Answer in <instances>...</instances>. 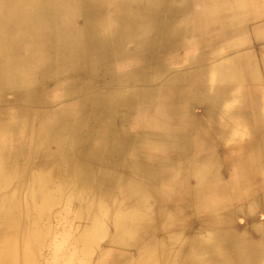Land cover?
Masks as SVG:
<instances>
[{"label": "bare ground", "instance_id": "1", "mask_svg": "<svg viewBox=\"0 0 264 264\" xmlns=\"http://www.w3.org/2000/svg\"><path fill=\"white\" fill-rule=\"evenodd\" d=\"M175 1L172 0L167 22L161 23L162 36L160 31L153 32L148 51L142 41L149 39L151 24H160V21L150 12L137 17L136 11L145 6L153 11L158 1L107 2L115 22L106 28L114 32L122 26L120 48L129 49L131 44L136 48V53H130V58L122 57V62L132 56L152 55L159 50L160 41L168 42L172 38L183 41L189 54L187 61L197 67L192 71L187 67L178 84L170 86L166 81L159 91L156 77L146 78L150 79L147 89L142 88L141 83L132 86L118 81L104 92L97 91L95 83L91 85L95 80L93 73L84 84L77 81L57 84L61 75L85 66V53L90 47L81 46L79 42L68 48L64 46L63 53H59L58 68L52 71L55 64L42 58L39 49L29 50L10 38L5 41L0 38V264H37L38 253L48 248L50 226L58 218L61 225L69 223L67 246L62 249L66 251V264H92L95 255H99L94 261L96 264H264V221L257 222L258 216L264 215V194L236 210L239 217L247 221L248 238L243 236L242 228L228 227L226 222L216 219L198 224L197 228L186 224L184 236L180 233L162 235L164 230L174 229L172 226L178 229L181 224L168 223L170 220L154 223L148 206L141 217L138 216V221L125 220L126 201L134 197L140 199L138 193L126 188L133 181L131 176L127 178L125 170L133 169L135 175L136 168H150V160L140 158L138 152L151 154L154 137L161 140L170 136L168 138L176 140L174 131H187L192 105L223 106L228 118L236 122L235 109L239 104V123L254 120L260 125L257 136L264 138V125L257 115L255 119L252 117L254 111L249 110L246 102L247 82L255 84L264 80V51L253 46L254 31L238 36L239 32L243 33L238 27L245 24L251 12L264 13V0H196L194 12L174 28V22L183 14L173 5ZM221 7L231 14L229 30H234L236 38L219 48L190 53L188 48L194 40L201 43L218 32L216 17ZM7 10L10 7L0 5V21ZM13 55L26 67L19 75L20 70L11 62ZM182 63L187 65L186 61ZM41 67L50 69L41 74ZM143 71L137 73L143 74ZM43 87L46 88L44 94ZM14 90L19 92L12 94ZM41 104L46 106L45 110L39 107ZM128 108L136 112L131 121L133 126L130 124L135 133L129 140L120 129V118ZM251 144L250 157L241 159V166L246 164L248 169L240 173L236 184L231 182L238 199L252 197L264 189V173L261 172L264 171V140ZM137 176L135 181L140 182ZM226 208V204L208 207L207 216H216ZM136 215L133 213L132 219ZM202 230L207 231V236L195 237ZM259 236L260 243L256 241ZM189 247L197 250L189 253L186 251ZM62 250L56 247L54 258L59 253L62 258L65 254Z\"/></svg>", "mask_w": 264, "mask_h": 264}, {"label": "rangeland", "instance_id": "2", "mask_svg": "<svg viewBox=\"0 0 264 264\" xmlns=\"http://www.w3.org/2000/svg\"><path fill=\"white\" fill-rule=\"evenodd\" d=\"M157 1L158 7L156 9L153 8V11L149 6H145L136 11L137 17L145 14L149 15L150 12L151 15L153 14V17L160 21V24L155 22L151 24L152 32L149 39L142 41L146 46L145 48H147L146 51H148L151 47L150 42L154 37L152 35L153 32L157 33L158 31H160L159 34L162 36L163 24L161 23L167 22V18L169 17L172 7V0ZM107 2L108 0H0V5L10 7V10H7V12H5L3 21H0V38H4V41L10 38L14 40L18 46L25 45L29 50H32L33 48L39 49V53L42 58L50 61L51 64H55V66L51 67L52 71H56V68H58L57 63L61 61L59 53H63L64 46L68 48L69 46L76 44L75 42H79L81 46H88V48L90 47V51L85 53V66H79V68H77L75 71L63 74V76L59 75L61 78L59 79V81H57V84L69 83L70 81H77L78 84H84L87 80H89L87 76H90V74L93 73L95 74V80H93L91 85H94L95 83V88L97 89V91L103 92L106 87H112L115 82L118 81L125 84L129 83L128 85L132 86H134V84L141 83L139 85L142 88L147 89L149 88L147 86V82L150 79L146 78L152 77L159 78V84L156 86L159 91V89H162L166 81H169L168 83H170V86L178 84L179 79L182 80V74L187 71V67L189 68V71L196 69L197 65L194 62L187 61L189 54L186 51V47L184 46L183 41L173 38L168 42L167 40L160 41L158 50L159 52L156 51L150 56L147 54H145L143 57L134 58V56H132L133 58L129 60L125 59L122 62V57L130 58V53H136V48L132 44V47H130L129 49H125L123 47L122 50L120 48V40H122L123 36L122 26H118V28L114 30V32H111L110 29L106 28L107 25H110L112 23L114 24L115 22V15L112 14L111 9H109L107 5ZM195 3H197L196 0L175 1L173 5L177 10L181 12L183 11V14L178 20L174 22V24L176 23V25L173 24L174 28H176L179 23L184 21L185 18H189L190 12L197 7V4ZM179 4L181 5V7L179 6ZM164 6L167 8L164 9ZM130 12L132 13L134 11ZM229 16L231 17V14H228L227 9L221 7L216 17V20L218 22V32L212 34V37L208 36L206 40L201 43L194 40L192 43V47L188 48L189 52H195L196 54H199L200 49L204 48L203 50L207 51L209 47L219 48L222 47V45L224 46L231 40L235 39L236 37L234 36H236L237 34H235L234 30H229V28L231 27ZM86 27L88 28L86 29ZM240 27L242 28L243 33L239 32L238 36L254 31L253 33L255 35V39L253 42V46H255L256 50H260L263 52L264 13H261L260 11L259 13L251 12L247 16L245 24L239 26L238 28ZM103 33H105L104 36ZM211 40L212 44L210 43ZM6 43L7 42H3V44ZM131 48L133 49V51ZM239 55H241V53ZM62 57H64V54L62 55ZM248 57H251V54H249ZM184 61H186L187 65L182 63ZM11 62H13L20 70L18 75L22 73V70L26 69V67H24L25 64H23L24 62L21 61V59L19 60L18 58H16V56L14 55L11 59ZM41 69V74H43V70L44 73H46V71L50 69V67H41ZM140 70H144V73H137ZM56 74L57 73H54L53 75ZM259 83L253 84V82L251 81L247 82L246 96L248 100L246 102L249 103V110H253L255 115L259 117V121H261V123L264 125V80ZM41 91L44 94L46 92V88L44 89L43 87ZM14 92L18 93L19 90H14L12 94H14ZM5 94L12 95L8 92H6ZM48 105L51 106L52 103H48ZM41 106L42 104L39 107ZM43 107L44 106H42L41 109L45 110L46 106L44 108ZM126 111L128 112L124 114L122 113V116L120 118V129L123 130V136L125 137L127 135V140H129V138L133 137L135 133L134 129L130 127V124L133 126L131 121L133 120L136 112L134 111V108H128ZM59 220L60 219L58 218L51 224L50 238L47 241L48 248L46 249V251H44V253L43 251L38 253V255L40 256V261L37 264H40V262L42 264H66V262L68 261L66 251H63L62 249H65L67 246L69 229L67 227H69V223L64 224L63 222V224L61 225V222ZM227 223L230 222L227 221L226 224ZM62 228L66 230L62 231ZM62 233L64 234L63 236ZM243 234L245 236L247 235L244 231ZM56 247L59 250H62L63 253L65 252L62 258L60 253L58 256H56V258H54L53 254H55L54 252ZM98 257L99 255H95V257L93 256L92 264H96L95 262Z\"/></svg>", "mask_w": 264, "mask_h": 264}, {"label": "crops", "instance_id": "3", "mask_svg": "<svg viewBox=\"0 0 264 264\" xmlns=\"http://www.w3.org/2000/svg\"><path fill=\"white\" fill-rule=\"evenodd\" d=\"M196 104L190 107L192 113L189 115L190 125L188 124V127L190 128L187 131H174L176 140L168 138L170 136H164L161 140L159 137H154L151 141V154L144 151L138 152L140 158L145 157L146 160H150L149 163H152L150 168H136V173L141 178L140 182L135 181L138 176L136 173L134 175L133 169L125 170L127 178L129 175V177L131 176V181H133L126 188L131 189V192L138 193L140 196V199L134 197L135 199L132 198L126 201L124 206L125 220L138 221V216L141 217V214L145 211V206H148L147 208L151 209L154 223H166L170 220L168 223L181 224L178 229H175L177 228L176 226H172L174 229L164 230L161 232L162 235L180 233L181 236H184L185 234L182 233L187 228L186 224H194L197 228L198 224L210 222L209 219L214 222L213 219H216L220 220V222L229 221L230 223H227L228 227L242 228L247 234L246 236L243 234V236L249 237L245 224L247 221L241 219L236 210L242 206L249 205L257 196L263 195L264 189L252 197L238 199L231 182L236 184L239 181L240 173L248 169L249 166H246V164L241 166V159L250 157L249 149L252 145L251 143L264 140V138L257 136L260 125L250 119L249 122H244L241 125L238 114L239 104L235 109L237 111L236 122L228 118L223 106L212 105L205 107L198 105V103ZM254 115L253 113V118ZM182 136L184 139H182ZM230 172L233 174L231 177ZM261 172L264 173L263 170ZM149 174L151 176L147 180L146 176ZM133 176L136 177L134 178ZM175 181L178 182L176 183ZM193 191L194 194H192ZM130 196L132 197V194ZM143 197L147 200H144ZM144 201H146V205ZM207 201L209 202L207 203ZM225 204L228 208L217 212L216 216L214 214L207 216L208 207L223 206ZM133 213H137L135 219H132ZM262 221H264V215L258 216L257 222L260 224ZM210 228L213 227L211 226ZM258 233L262 234L261 232ZM188 234L191 235L189 232ZM201 236H207V231L202 230L195 237L202 238ZM258 239H260V236L256 238V241L260 243ZM196 250L191 247L186 249L189 253ZM231 252L233 251L229 253Z\"/></svg>", "mask_w": 264, "mask_h": 264}]
</instances>
